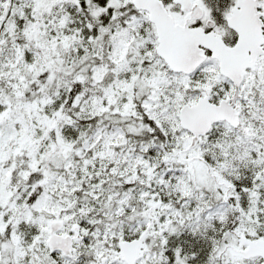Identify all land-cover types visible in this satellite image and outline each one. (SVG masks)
I'll return each instance as SVG.
<instances>
[{
  "label": "snow or ice",
  "instance_id": "6c2138e0",
  "mask_svg": "<svg viewBox=\"0 0 264 264\" xmlns=\"http://www.w3.org/2000/svg\"><path fill=\"white\" fill-rule=\"evenodd\" d=\"M0 264H264V0H0Z\"/></svg>",
  "mask_w": 264,
  "mask_h": 264
}]
</instances>
